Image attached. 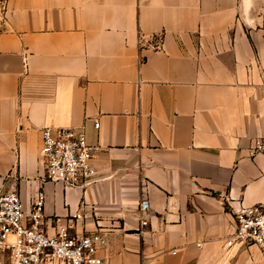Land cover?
<instances>
[{
  "label": "crops",
  "instance_id": "0c3cea01",
  "mask_svg": "<svg viewBox=\"0 0 264 264\" xmlns=\"http://www.w3.org/2000/svg\"><path fill=\"white\" fill-rule=\"evenodd\" d=\"M7 1L0 193L28 215L44 190L43 229L102 232L104 264H241L234 212L264 207V0ZM62 127L102 149L87 188L43 181Z\"/></svg>",
  "mask_w": 264,
  "mask_h": 264
},
{
  "label": "built area",
  "instance_id": "2783aa9c",
  "mask_svg": "<svg viewBox=\"0 0 264 264\" xmlns=\"http://www.w3.org/2000/svg\"><path fill=\"white\" fill-rule=\"evenodd\" d=\"M157 43L155 48H160ZM100 129V121L94 122ZM101 147L89 143L84 128H44L41 157L45 183L65 187L87 188L98 181L94 164ZM251 150L264 155V137L253 140ZM45 191L33 198L26 215L21 196L16 191L0 193V259L5 264H104L99 255L108 244L100 231L73 234L68 226L59 225L55 234L44 229ZM149 201L140 205L141 225L148 224ZM235 228L225 241V248L236 245L256 247L264 256V207L254 205L234 212Z\"/></svg>",
  "mask_w": 264,
  "mask_h": 264
},
{
  "label": "rangeland",
  "instance_id": "374dc122",
  "mask_svg": "<svg viewBox=\"0 0 264 264\" xmlns=\"http://www.w3.org/2000/svg\"><path fill=\"white\" fill-rule=\"evenodd\" d=\"M8 1L0 0V35L6 30L8 22ZM245 252L244 259L241 261V264H264V256L258 250V248L252 246L247 247ZM0 264H5V262L0 259Z\"/></svg>",
  "mask_w": 264,
  "mask_h": 264
}]
</instances>
